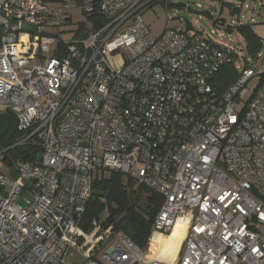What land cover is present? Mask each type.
Listing matches in <instances>:
<instances>
[{"label":"built area","instance_id":"2783aa9c","mask_svg":"<svg viewBox=\"0 0 264 264\" xmlns=\"http://www.w3.org/2000/svg\"><path fill=\"white\" fill-rule=\"evenodd\" d=\"M144 1L0 0V113L40 148L0 175V264H161L151 238L179 219L173 264H264V41L239 68L207 34L154 35ZM244 1L223 27L256 35ZM94 9L105 23L76 38L72 12ZM106 171L162 198L144 249L106 215L80 227Z\"/></svg>","mask_w":264,"mask_h":264},{"label":"trees","instance_id":"16d2710c","mask_svg":"<svg viewBox=\"0 0 264 264\" xmlns=\"http://www.w3.org/2000/svg\"><path fill=\"white\" fill-rule=\"evenodd\" d=\"M52 3L69 2L80 6L82 0H49ZM149 4L148 6H150ZM82 20L73 23L76 38L86 37L89 28L95 29L105 23L96 9L91 14H83ZM243 36L247 53L254 55L258 51L259 38L248 30H239ZM223 88L230 84L235 75L232 68L221 71ZM32 132L21 133L16 127V118L10 111L0 113V157L1 162L11 167L16 161L33 162L38 160L40 148L36 136L28 142L15 146ZM134 182L116 171H106L96 178L86 211L82 216L80 227L87 232L95 220L107 216L105 226H112L115 232L122 233L139 249H144L150 235V229L158 213L162 198L141 186L133 190Z\"/></svg>","mask_w":264,"mask_h":264},{"label":"rangeland","instance_id":"374dc122","mask_svg":"<svg viewBox=\"0 0 264 264\" xmlns=\"http://www.w3.org/2000/svg\"><path fill=\"white\" fill-rule=\"evenodd\" d=\"M136 1L131 0V3ZM148 2H151L150 6L146 5ZM233 2L237 0H145L141 5L146 6L138 15L156 36L162 34L167 24L170 28L207 34L218 46L233 51L237 55L235 64L241 68L244 61L250 57L244 38L237 30L229 31L223 27L231 18L230 5ZM243 4L247 5V8L242 10L240 17L248 24L255 25L256 36L264 41V0H245ZM72 15L74 22L82 20L77 12L73 11ZM70 28L73 26L65 27V30ZM64 38L69 39L70 36ZM0 175L15 178L14 165L7 167L0 160ZM137 187L134 183L133 190ZM23 196L20 195L16 202L21 207L26 206Z\"/></svg>","mask_w":264,"mask_h":264},{"label":"bare ground","instance_id":"6f19581e","mask_svg":"<svg viewBox=\"0 0 264 264\" xmlns=\"http://www.w3.org/2000/svg\"><path fill=\"white\" fill-rule=\"evenodd\" d=\"M186 231V220L179 219L171 233L165 237L157 234L151 238V249L161 264H173Z\"/></svg>","mask_w":264,"mask_h":264},{"label":"water","instance_id":"95a60500","mask_svg":"<svg viewBox=\"0 0 264 264\" xmlns=\"http://www.w3.org/2000/svg\"><path fill=\"white\" fill-rule=\"evenodd\" d=\"M218 47L222 48L221 46H218ZM15 146H18V145H15Z\"/></svg>","mask_w":264,"mask_h":264}]
</instances>
